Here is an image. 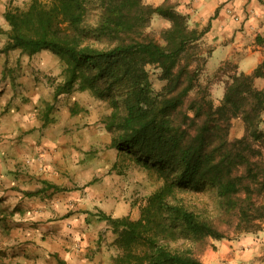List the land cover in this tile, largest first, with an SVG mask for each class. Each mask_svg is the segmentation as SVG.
<instances>
[{
    "label": "trees",
    "instance_id": "trees-1",
    "mask_svg": "<svg viewBox=\"0 0 264 264\" xmlns=\"http://www.w3.org/2000/svg\"><path fill=\"white\" fill-rule=\"evenodd\" d=\"M154 15L169 22L159 38L147 32ZM4 17L0 53L48 51L64 61L56 95L76 85L109 101L112 111L103 123L114 134L110 147L160 182L138 218L98 213L116 234L120 253L113 264H206L197 253L208 238L261 228L264 89L254 78L264 74V60L251 73L230 75L215 103L214 80L203 78L210 50L200 39L207 27H190L169 0L156 6L145 0H31ZM148 66L159 71L158 90ZM234 118L243 133L231 138ZM204 195L214 213L200 207L207 206Z\"/></svg>",
    "mask_w": 264,
    "mask_h": 264
},
{
    "label": "crops",
    "instance_id": "crops-1",
    "mask_svg": "<svg viewBox=\"0 0 264 264\" xmlns=\"http://www.w3.org/2000/svg\"><path fill=\"white\" fill-rule=\"evenodd\" d=\"M163 1L145 0L154 6ZM169 1L177 11L188 16L190 27L200 30L207 27L200 39L202 47L210 50L204 74H213L222 68L220 76L211 84L213 98L218 103L230 75L251 73L264 60V0ZM30 2L0 0V26L8 29L4 17L7 9H25ZM154 17L164 27L169 26L167 20ZM43 52L47 51L34 55ZM23 60L28 62L26 57ZM35 66L47 74L55 72L36 60L28 67L29 71L34 72ZM32 78L30 74L25 79L21 75L15 80L19 85L6 87L0 95V199L10 203L14 211L19 210V221H27L31 215L38 223L51 213L30 214L29 197L43 195L47 201L46 194L54 193L52 207L58 217L45 219L39 225L41 229L57 233L58 238L44 243V239L39 240L40 233L31 234L37 244L27 248L31 236L21 231L13 240L23 252L15 255L21 261L26 260L24 264H28L29 250L33 256L56 254L65 264H113L120 253L114 243L116 234L106 220H99L98 213L136 219L140 207L155 188L142 200L134 194V187L125 182L123 174L113 173L111 169L118 152L110 147L111 133L102 122L79 124L76 116L83 108L79 106L85 103L80 94L75 93L68 102L71 116L68 125L59 118L53 122V102L40 98L38 90L26 92L34 87ZM254 85L264 89V74L254 78ZM61 94L65 93L56 95L54 91V99ZM75 108L78 112H73ZM49 127L61 135L53 137L47 133ZM261 127L264 130V121ZM39 177L42 178L39 184L31 181ZM197 257L206 264H264V220L254 232L231 239L208 238Z\"/></svg>",
    "mask_w": 264,
    "mask_h": 264
},
{
    "label": "rangeland",
    "instance_id": "rangeland-1",
    "mask_svg": "<svg viewBox=\"0 0 264 264\" xmlns=\"http://www.w3.org/2000/svg\"><path fill=\"white\" fill-rule=\"evenodd\" d=\"M93 20V19H91ZM163 24L161 21L157 20V18H152L151 25L148 27L147 32L154 35L156 38H159V32L163 28ZM5 35L0 36V47H2L3 43L5 42ZM28 58V62L24 63L23 58ZM34 59V61H32ZM37 61L38 64L45 63L47 67H50L48 69H51V71L54 69L55 72H50L51 74H47L48 72L41 71V67L35 66L34 72L29 71V66L33 62ZM3 62V63H2ZM26 64V65H25ZM67 67V64L64 61H61L58 57L51 54L50 52H43L38 55H32L28 56L26 54H22L21 52L10 51L7 54L6 53H0V95L3 93L6 87H9L12 85L14 87V83L19 85V82H16L15 80H19L18 78H21V75L23 76V79L26 77H29L30 75H33V78L31 79L34 81V87L32 89H26V92L29 91H40V98L43 97L47 99L49 102H53L54 107L52 111V121L55 122L56 119H61L65 123L70 121L71 116L69 115L70 110L68 109V102L71 99L73 95L80 94L84 99L83 107L80 108V112H78V115L76 118L79 120L80 123H84V125L89 124H97L99 122L103 123V119L106 115H108L112 111V107L107 100H102L96 98L93 94H91L89 91L84 90L81 91L77 88L75 85L73 89L65 93L64 95L61 94L60 97L55 100L53 93L57 88V85L62 82L63 80V70ZM148 70L150 72V76L153 82V86L155 90H158L161 85L162 81L159 80L158 75L159 71L152 67L148 66ZM23 71V72H22ZM37 72V74H35ZM221 71H218L217 75L213 74H207L203 75L204 79L208 80H217V78L220 76ZM217 77V78H216ZM212 94V92H211ZM213 98V94H212ZM45 100V99H44ZM214 102L215 99L213 98ZM217 103V102H215ZM86 107V108H85ZM77 114V113H76ZM56 117V118H55ZM68 125V123L66 124ZM48 131V132H47ZM28 132V131H27ZM47 133H50L53 137L57 136L59 137L61 134L58 132V130L55 128H48L46 130ZM66 132V131H64ZM111 137L114 135L112 132ZM243 133V124L242 121L239 118H234L231 131H230V137H236L240 136ZM41 136H44V133H42ZM113 173L123 174L125 177V182H127L129 185L134 187L135 191L134 194L138 195L137 197L142 199L146 197L148 192L151 191L152 188H156L158 184H160L159 181L155 179L154 176H151L148 174V172L137 166L130 157L125 155H119L117 154L116 162L114 168H112ZM109 170V172L111 171ZM34 184H39L42 181V178H34L31 180ZM66 189V188H64ZM31 193V192H29ZM34 196V195H32ZM37 196V195H36ZM47 201H44L43 195L38 196L37 198L29 197V205L28 209H30V214H33L34 212H39L41 214L44 213H51L49 217H44L43 220L37 221L31 216L28 215L27 221H19V210L14 211V208H12V205L10 203H7L4 201V199H0V218L2 219V222L0 223V264H24L26 260H20L21 258L18 255H15V252L20 253L23 252V249H19V243H16L13 239L16 238V235L22 231V233L25 234V231L28 233L26 235H29L31 237L28 238V245L27 248L32 247L33 245L37 244V242L33 241V236H35L37 233H40L42 235L41 239H44V243H52L54 242L58 236L57 233L54 231L44 230L41 229L42 226L39 225L40 222L45 221V219H51L53 217L57 218L54 209L52 206H54V193H51L50 195L46 194ZM205 200H208L207 206L201 205L200 207L206 208L209 213H214V204L213 201L208 197L205 196ZM207 197V198H206ZM261 200L264 202V193L261 197ZM13 209V211H12ZM41 216V215H40ZM26 224V225H24ZM222 228L226 231L227 226L222 224ZM229 233L228 236L235 238L238 237L237 235H234L232 232ZM33 236H32V235ZM228 239V238H226ZM40 243V242H39ZM70 245V243H68ZM181 246H192L196 247L197 244L191 243L189 241L180 240L178 242ZM33 252H28L27 261L28 264H60L59 258L56 254H44L41 256H33ZM16 256H18L16 258ZM23 257L24 254L22 255ZM57 262V263H56Z\"/></svg>",
    "mask_w": 264,
    "mask_h": 264
}]
</instances>
